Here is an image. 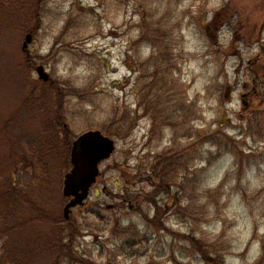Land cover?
Listing matches in <instances>:
<instances>
[{
	"label": "rangeland",
	"instance_id": "374dc122",
	"mask_svg": "<svg viewBox=\"0 0 264 264\" xmlns=\"http://www.w3.org/2000/svg\"><path fill=\"white\" fill-rule=\"evenodd\" d=\"M4 1L0 175L35 190L26 149L36 131L24 101L40 81L28 64L44 66L65 91L72 141L93 130L116 140L90 198L71 216L75 254L91 264H204L195 239L225 264H256L264 254V109L254 111L257 99L246 95L253 71L264 68L253 63L264 53V0H45L29 57L27 34L11 33ZM144 24L160 32L157 45L140 41ZM165 155L180 164L167 184L174 199L156 195L160 181L150 171ZM129 197L134 210L122 204ZM65 202L54 196L50 211ZM157 213L161 224L149 225L145 214ZM56 257L34 264H82Z\"/></svg>",
	"mask_w": 264,
	"mask_h": 264
},
{
	"label": "trees",
	"instance_id": "16d2710c",
	"mask_svg": "<svg viewBox=\"0 0 264 264\" xmlns=\"http://www.w3.org/2000/svg\"><path fill=\"white\" fill-rule=\"evenodd\" d=\"M7 1L11 3V33L14 31L20 33V36L33 33L43 19L42 2L45 0H5L4 2ZM2 8L4 7L0 5V9ZM33 23L37 25L34 28ZM142 30L141 42L149 40L154 45L159 43L160 32L149 33L146 24L143 25ZM15 38L16 36L11 34V39ZM165 55L166 52L162 53L161 57ZM259 59L264 64V53L253 63ZM34 69L35 66L31 67L28 64L29 71ZM252 77V91L249 92V96L250 99L253 97L257 99L253 102L256 111L258 105L264 109V94L262 87L260 88V85L264 84V68L253 71ZM37 83L32 86L24 101V106H31L29 116L36 131L35 137L29 141L26 149V159L34 169L35 190L30 193L28 187L19 186L11 179V173L8 177L0 175V264H34L42 255L48 254H56L57 261H61L60 257L64 256L69 262L80 261L82 264H91L75 254L72 244L79 234L78 227L71 225L74 224L72 221L65 222L60 210L53 212L48 206L54 196H59L62 201L63 198L60 196L62 177L63 173L70 169L72 139L68 129L65 128L66 123L61 111L66 93L58 83L51 85ZM256 91L261 94H257ZM146 111V114H150L152 109L147 108ZM106 134L110 136V133ZM120 135L117 133L115 136ZM178 166H180L178 158L166 155L158 157L151 164V173L160 181V184L154 187L156 195H160L159 198L166 195L174 199L167 184L170 175ZM55 172L60 174V179L54 178ZM35 195L38 201L34 200ZM126 199L132 200L130 197ZM147 201L155 203V199H147ZM138 212L141 210L139 209ZM144 219L151 226L161 224L158 213L154 218L145 214ZM35 223H48L49 227L41 231L30 228V226L34 227ZM32 232L33 238L27 241V235H33ZM192 244L201 255L204 264H225L222 258H211L208 250L199 241L192 239ZM256 264H264V254Z\"/></svg>",
	"mask_w": 264,
	"mask_h": 264
},
{
	"label": "water",
	"instance_id": "95a60500",
	"mask_svg": "<svg viewBox=\"0 0 264 264\" xmlns=\"http://www.w3.org/2000/svg\"><path fill=\"white\" fill-rule=\"evenodd\" d=\"M33 36L25 38L23 50L32 43ZM39 79L49 82L50 76L43 66L37 68ZM115 141L100 131H90L80 136L73 144L71 152V170L64 177L63 196L70 199L63 210L65 220L70 219L72 210L83 206L92 187L100 176L99 166L111 158L115 152Z\"/></svg>",
	"mask_w": 264,
	"mask_h": 264
},
{
	"label": "flooded vegetation",
	"instance_id": "af4514ba",
	"mask_svg": "<svg viewBox=\"0 0 264 264\" xmlns=\"http://www.w3.org/2000/svg\"><path fill=\"white\" fill-rule=\"evenodd\" d=\"M132 209H133V207H132Z\"/></svg>",
	"mask_w": 264,
	"mask_h": 264
}]
</instances>
